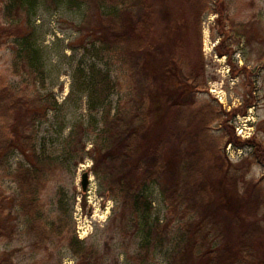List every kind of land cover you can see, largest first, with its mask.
<instances>
[{"label": "rangeland", "instance_id": "1", "mask_svg": "<svg viewBox=\"0 0 264 264\" xmlns=\"http://www.w3.org/2000/svg\"><path fill=\"white\" fill-rule=\"evenodd\" d=\"M78 1L41 0L33 18L34 28L24 25L26 17L22 21L27 31L29 26L32 28L29 29L45 62L46 83L44 87L37 85L42 94L53 93L58 101L56 109L50 110L38 124L36 136L38 150L52 155L55 161L50 164L39 196V221L25 213L16 195L14 172L20 162H28L26 156L20 150L11 154L10 149L0 165V264H80L68 247L73 236L95 251L92 260L99 264H190V258L177 256L178 239L188 231L186 221L204 216L209 228L216 225L211 235L213 246L220 251H233V244H240L247 235L251 238V247L238 253L233 264H264L263 204L258 210L245 207L241 211L227 195H220L219 187L210 186L207 202L210 200L213 206L208 208L205 203L198 213L184 217L182 213L168 211L160 186L154 183L147 195L151 210L131 215L129 210L122 212L121 201L108 194L104 164L92 157L96 156V133L104 126L103 112L117 107L120 96L126 95L131 82L129 72L138 66L143 70L139 61H150L151 69L167 73L170 54L181 60L180 73L189 71V66L204 65L202 84L195 95L198 107L206 102L213 104L223 112L224 119L230 118L238 140L245 139L238 133L242 131L264 144V0H209L207 10L199 14L190 8L189 0L143 2V6L132 10L138 17L150 5L154 7V18L149 22L151 37L143 48L125 51L127 64L119 59L121 54L109 51L100 0H89L81 6ZM2 6L0 1V23H5ZM129 18L128 15V21ZM222 41L232 50L231 55L217 52L216 46ZM17 48L14 39L0 45V84H15L31 91L33 85L22 73ZM93 70L110 71L112 80L118 79L122 85L113 89L104 105L99 101L97 107L94 104L100 95L90 88ZM164 77L163 74L155 80L156 87ZM166 79L167 86L172 88L179 76ZM221 123H213V136H222ZM76 127L87 151L92 149L91 154H85L83 160L78 156L65 160L64 141ZM196 137L193 135L188 141L190 146H196ZM228 137L221 142V152L241 173L248 170L241 190L244 191L247 181L255 179L261 183L264 195V165L253 163L249 169L251 148L238 147ZM229 144L236 151L234 155L227 150ZM213 156L211 166L218 167L219 156ZM205 169L203 176H212L210 168ZM85 171L89 172L86 191L82 187ZM157 223L161 231L154 229L148 244L147 224ZM61 227L64 229L58 232Z\"/></svg>", "mask_w": 264, "mask_h": 264}, {"label": "trees", "instance_id": "2", "mask_svg": "<svg viewBox=\"0 0 264 264\" xmlns=\"http://www.w3.org/2000/svg\"><path fill=\"white\" fill-rule=\"evenodd\" d=\"M0 1L3 3L2 15L6 19L5 23H0V45L11 39L18 42L17 59L20 60L23 75L33 85L29 91L15 84H0V165L6 161L10 149L11 154L20 150L26 156L28 162H20L14 172L18 184L16 195H19V204L25 213L39 221L42 218L39 196L44 189L50 164H54L55 158L36 147L37 126L47 118L50 110L58 106L54 94H42L37 85L40 83L44 87L46 83L45 62L32 30L29 29L31 27L28 31L25 29L26 25L32 26L41 0ZM63 1L79 2L59 0V3ZM86 1L89 0H80L78 5ZM146 1L99 2L101 14L106 17L104 21L109 51L115 55L121 54L118 55L120 60H128L124 58L127 55L125 51L134 50V47L143 48L151 37L149 22L154 18V7L150 5L138 17L134 14L135 10H132L143 6ZM188 3L190 8L201 13L207 10L209 0H189ZM215 11L222 13L220 9ZM24 19L25 26L22 24ZM216 50L221 55H231L232 52L223 41L218 43ZM180 62L176 55L170 54L168 71L161 73L149 67L150 61H139L143 70L138 66L137 70L129 72L131 82L126 95L120 96L117 107L104 110V126L96 133L97 140L93 147L96 156L92 157L104 164L108 194L121 201L122 212L129 210L131 215L138 214L151 210L148 189L157 183L168 211L182 213L185 217L192 212L198 213L205 203L208 208L213 206L210 200L207 202L211 197V186L219 187L220 195H227L228 200L233 201L239 210L243 211L245 207L251 211L258 210L264 205L261 183L255 179L249 180L244 191L241 190V181L245 179L248 170L240 172V168L221 152V142L229 136V142H234L236 146L250 147L249 169L253 163L264 165V144L252 138L238 140L239 137L233 134L230 118L224 119L223 112L213 104L206 102L198 107L195 95L198 85L202 84L200 78L205 71L204 65L200 68L189 66V71L180 73ZM93 73L90 88L100 95L94 104L97 107L99 101L104 105L114 92L113 89H119L122 85L118 79L112 80L110 71L93 70ZM163 74V82L156 87L155 80H159ZM167 76H179L172 88L167 86ZM216 121L222 122L224 127L219 137L211 133ZM193 135H197L196 146H190L188 142L193 139ZM91 150L87 151V144L76 127L64 141L63 156L65 160L75 156L83 160L85 154H91ZM213 154L219 156L218 167L211 166ZM205 167L210 168L212 176H203ZM158 224H147L150 231L145 241L148 244L152 242L150 235L154 229L161 231ZM184 224L188 231L179 237L176 251L178 257L190 258V264H233L238 253L242 254L245 248L251 247V238L247 235L245 241L233 244V251L215 248L211 233L216 230V225L209 228L205 216ZM63 229H54V232ZM52 234L50 228L48 236ZM68 247L78 257L80 264H99L92 260L95 251L83 244L77 236L69 238Z\"/></svg>", "mask_w": 264, "mask_h": 264}, {"label": "water", "instance_id": "3", "mask_svg": "<svg viewBox=\"0 0 264 264\" xmlns=\"http://www.w3.org/2000/svg\"><path fill=\"white\" fill-rule=\"evenodd\" d=\"M89 186V172L85 171L82 176V187L83 190L86 191Z\"/></svg>", "mask_w": 264, "mask_h": 264}, {"label": "built area", "instance_id": "4", "mask_svg": "<svg viewBox=\"0 0 264 264\" xmlns=\"http://www.w3.org/2000/svg\"><path fill=\"white\" fill-rule=\"evenodd\" d=\"M238 133L243 137V138H249L251 136L250 133H244L242 131H238ZM228 152H230L232 155H234L236 153V151L232 148V144H229V146L227 147ZM239 152V150H237Z\"/></svg>", "mask_w": 264, "mask_h": 264}]
</instances>
